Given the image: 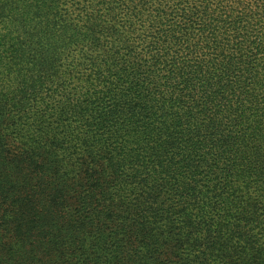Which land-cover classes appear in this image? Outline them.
<instances>
[{
	"label": "trees",
	"instance_id": "obj_1",
	"mask_svg": "<svg viewBox=\"0 0 264 264\" xmlns=\"http://www.w3.org/2000/svg\"><path fill=\"white\" fill-rule=\"evenodd\" d=\"M0 264H264V0H0Z\"/></svg>",
	"mask_w": 264,
	"mask_h": 264
}]
</instances>
